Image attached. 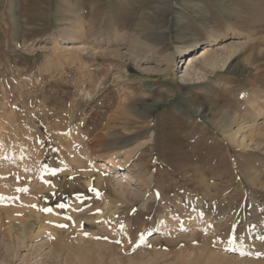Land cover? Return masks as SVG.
I'll use <instances>...</instances> for the list:
<instances>
[{"label":"rangeland","instance_id":"374dc122","mask_svg":"<svg viewBox=\"0 0 264 264\" xmlns=\"http://www.w3.org/2000/svg\"><path fill=\"white\" fill-rule=\"evenodd\" d=\"M212 35L264 55V0H0V264L33 253L16 235L39 219L34 243H72L74 264H264V85L243 50L188 69L178 51ZM107 159L122 169L87 185ZM179 207L204 215L161 233Z\"/></svg>","mask_w":264,"mask_h":264},{"label":"bare ground","instance_id":"6f19581e","mask_svg":"<svg viewBox=\"0 0 264 264\" xmlns=\"http://www.w3.org/2000/svg\"><path fill=\"white\" fill-rule=\"evenodd\" d=\"M125 37V36H124ZM212 41L207 45L205 46L204 48H202L201 50H199L196 54H192L196 51L197 48H192V46H188L187 48H185L183 51L182 50H179V54H181L182 56L180 58H183V57H186V60H188V69H195L197 67H201L203 65L207 66L208 68H210L212 71L216 72V70H219L220 68H223V67H226L227 64L229 63V61L234 58L239 52H241L242 50V53L246 54V53H254L253 56L248 55L249 57L245 60V63L243 64V66L239 69L240 71L241 70H245L246 68H249L250 66L253 67L252 68V71L255 70V80H256V84H258L257 82L261 83V86L260 87H263L264 85V79H262V76H264V55L262 54L263 50H261V48L259 49V47L261 46V43L260 41L258 42H252V43H247V45L243 48V44L241 43H237L236 40L237 39H241L242 37L238 36V38H233V39H230L229 40V44H226V45H223L221 46V37L220 35L219 36H215V35H212L211 36ZM146 41V40H145ZM264 43V42H263ZM144 47L147 45H145L143 43ZM67 49L69 50H72V49H76V50H83L84 48H86V45L85 44H79V45H71V44H68V45H65ZM150 46V45H149ZM221 46V47H220ZM263 46V45H262ZM159 48V49H158ZM243 48V49H242ZM263 48V47H262ZM148 48H144L143 50H147ZM149 50V49H148ZM258 50H260V52H258ZM153 51V52H152ZM160 51V47H155L154 49L152 50H149V52H151L150 54L152 55H158L157 57H159V59H157L159 62H167L168 65L171 66V64L173 63V58L172 56H164V54H162ZM163 52V51H162ZM119 54V52H117ZM134 55H137L138 52H134L133 53ZM132 54V55H133ZM186 62V61H185ZM168 66V67H170ZM250 69V68H249ZM190 75L188 74V72H186V75L185 77L182 78V81L183 82H188ZM194 80V79H193ZM252 82V81H251ZM255 83H252L251 85H256ZM263 89V88H262ZM264 93V92H263ZM255 99H253V102H252V107H253V110L255 112V117H256V113H259V114H263L264 115V95L262 96H259L257 95L256 97H254ZM147 113V112H146ZM262 115V116H263ZM152 141V140H151ZM155 144V143H154ZM148 144L146 142H143L142 143V146H147ZM153 146V145H152ZM157 145H155V148ZM160 153V152H159ZM99 164V169L95 170L93 169L94 173L93 175L87 177L85 179V181L87 182V185H93V184H98V186H102L101 185V182L103 181L102 179H106L107 175L106 173L108 171H112V172H118L119 170H121V166L120 164L116 163L115 160H112V159H107V160H104V161H101L98 163ZM98 168V167H97ZM132 171V170H131ZM123 179L120 180V183H128L129 181L135 179V177L131 175V172H124L123 174ZM96 180V183H94ZM203 186V185H202ZM206 189V188H205ZM193 191V190H192ZM197 191V190H196ZM170 193V192H169ZM171 194V193H170ZM196 194V193H194ZM190 195V194H188ZM168 196V195H166ZM170 196V195H169ZM181 196V195H180ZM185 196V195H184ZM184 196H181L184 198ZM171 197V196H170ZM168 198V197H167ZM169 199V198H168ZM171 199V198H170ZM177 199H178V196H177ZM187 199V198H186ZM173 200V199H172ZM170 200V201H172ZM182 200V199H181ZM180 200V201H181ZM178 201V200H177ZM176 202V201H175ZM202 202V201H201ZM170 203V202H168ZM167 203V204H168ZM179 204L182 203L178 201ZM185 203V202H184ZM195 203V202H194ZM199 203V202H198ZM178 205V204H177ZM196 205V203H195ZM180 206V205H179ZM184 206V204H183ZM200 206V205H199ZM167 207V206H166ZM169 207V206H168ZM178 207V206H176ZM195 207V206H194ZM198 207V205H197ZM196 207V209H197ZM170 208V207H169ZM180 208V209H179ZM178 208V214L181 212L182 210V207H179ZM200 208V207H199ZM195 208H193L194 210ZM195 209V210H196ZM183 210L185 211V209L183 208ZM166 211H169V209H167ZM180 211V212H179ZM182 211L181 214L177 215V219L175 220V218L171 217V218H168V216H161L160 219H159V230H161V233L162 232H167V233H172L170 235H177L179 233V230H184L185 228H188L192 225H196L198 224V222L201 220V215H204V214H200V212H202V210L199 212V213H195V211L193 212V214L191 215V222L192 224L190 223H187V220L184 218V216H182V213L184 212ZM198 211V210H196ZM204 211V210H203ZM206 215V214H205ZM207 216V215H206ZM205 216V217H206ZM48 217V216H47ZM187 217V216H185ZM207 218V217H206ZM47 219V218H46ZM49 219V217H48ZM47 219V220H48ZM208 220V218H207ZM39 222L41 224H39V226H37L39 229L38 232H36L35 230H30L29 229H23L21 230V232L19 234H17V239L20 243V245L18 246V252H15L18 256L19 254L21 255V250L22 249H28V253L30 251H33V253H29V254H23L22 256V261L20 262L21 264H74L73 263V259H72V243H67L65 240H61V241H54V240H49V241H42L40 243H34L36 241H38L42 236V234L44 233L45 229H46V225L44 224L46 221H40L39 219ZM202 222V221H201ZM206 222V221H205ZM210 222V221H209ZM203 223V222H202ZM119 224V223H118ZM190 224V225H189ZM200 224V223H199ZM209 224V223H208ZM207 224V225H208ZM204 226V225H203ZM107 227V226H106ZM206 227V226H205ZM105 228V227H103ZM101 229V228H100ZM194 229V228H192ZM104 232H107L108 229L105 228L103 229ZM103 230L101 232V234H103ZM9 231V230H8ZM11 231V230H10ZM45 234V233H44ZM43 234V235H44ZM107 235V234H106ZM12 236V235H10ZM127 236V235H126ZM64 237V236H62ZM160 236H156L155 238H158ZM227 237V236H226ZM255 237V236H254ZM259 237V236H258ZM256 238L257 240L259 238ZM161 238V237H160ZM110 239V238H109ZM150 240V239H149ZM11 241V240H10ZM121 241H124L123 244L125 243V240H123V238L121 239L118 238L116 240L115 243H118L116 246L117 247H123V246H119L120 244L119 243H122ZM128 241V239H127ZM126 241V242H127ZM261 241V240H260ZM109 242H111L109 240ZM104 243V242H103ZM101 243L99 244V246H104V244ZM113 243V242H112ZM157 243V242H156ZM109 244V243H108ZM106 244L108 247L111 248V250H113V245H108ZM130 244V243H129ZM60 245H63L62 247L59 248ZM98 245V244H97ZM105 245V246H106ZM166 245V244H165ZM106 246V247H107ZM129 246V245H128ZM101 247V248H102ZM105 248V247H104ZM109 248V249H110ZM115 248V246H114ZM120 248H117V249H120ZM25 250V251H26ZM106 250V249H105ZM110 250V251H111ZM107 251V250H106ZM121 253L124 251H120ZM13 254V259L15 258L16 254ZM106 253V252H105ZM110 254V253H109ZM113 254V252L111 253ZM119 254V253H118ZM204 255V254H203ZM202 255V256H203ZM99 256V254H98ZM97 256V257H98ZM102 256V255H100ZM99 256V257H100ZM119 257L118 255H113V257ZM114 257V258H115ZM121 257V256H120ZM6 258V257H5ZM10 258V257H8ZM11 259V258H10ZM16 259V258H15ZM117 259V258H116ZM115 259V260H116ZM114 260V259H113ZM112 260V261H113ZM119 260V259H118ZM117 260V261H118ZM194 260V259H193ZM196 260V259H195ZM206 260V259H205ZM222 260H225V259H222ZM14 261V260H12ZM11 261V262H12ZM207 261V260H206ZM5 262V260H4ZM7 262V261H6ZM9 262V264L11 263ZM184 262V261H183ZM204 262V261H203ZM187 263V262H186ZM195 263V262H192V264ZM6 264V263H5ZM13 264V263H12ZM79 264V262H78ZM185 264V263H184ZM191 264V263H190Z\"/></svg>","mask_w":264,"mask_h":264},{"label":"snow or ice","instance_id":"6c2138e0","mask_svg":"<svg viewBox=\"0 0 264 264\" xmlns=\"http://www.w3.org/2000/svg\"><path fill=\"white\" fill-rule=\"evenodd\" d=\"M33 207H35V206H33ZM45 211H48L47 209L45 210ZM70 219V218H69ZM63 227V226H62Z\"/></svg>","mask_w":264,"mask_h":264}]
</instances>
